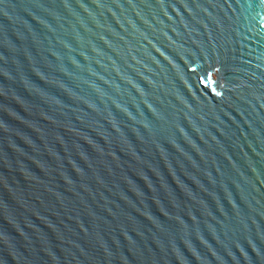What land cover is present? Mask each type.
<instances>
[{
	"label": "water",
	"instance_id": "water-1",
	"mask_svg": "<svg viewBox=\"0 0 264 264\" xmlns=\"http://www.w3.org/2000/svg\"><path fill=\"white\" fill-rule=\"evenodd\" d=\"M0 264H264V0H0Z\"/></svg>",
	"mask_w": 264,
	"mask_h": 264
}]
</instances>
